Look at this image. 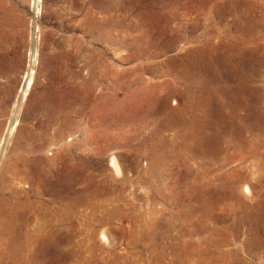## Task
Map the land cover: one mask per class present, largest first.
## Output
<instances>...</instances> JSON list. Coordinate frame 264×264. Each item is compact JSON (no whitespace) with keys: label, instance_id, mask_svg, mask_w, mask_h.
<instances>
[{"label":"rangeland","instance_id":"obj_1","mask_svg":"<svg viewBox=\"0 0 264 264\" xmlns=\"http://www.w3.org/2000/svg\"><path fill=\"white\" fill-rule=\"evenodd\" d=\"M3 167L21 264H264V0H0Z\"/></svg>","mask_w":264,"mask_h":264},{"label":"bare ground","instance_id":"obj_2","mask_svg":"<svg viewBox=\"0 0 264 264\" xmlns=\"http://www.w3.org/2000/svg\"><path fill=\"white\" fill-rule=\"evenodd\" d=\"M45 152H48V151H45ZM36 162L40 166L45 165L43 163L44 162L43 159L41 158L39 160H36ZM31 163L32 162L29 159H25V160L22 159V161L20 160L19 161L20 168H21L20 170H18V165L17 166L13 165L12 167L13 175H14L13 178L19 180L20 183L21 181H24V179H28L27 178L29 176L28 164H31ZM112 164H114L113 161H112ZM4 168L5 170H7L6 167H3L2 169H0V186H1V189H0V264H19L18 261H20V264H21L20 258H21L22 249L24 250V247L26 248L36 247L35 246L36 241H38L40 237L39 226L36 225L34 222H32V218H33L32 215L34 216V218H37V215H35V212H33L34 207L32 206V204L34 203H32L31 200L28 201V199L27 201L21 200L20 195H17V192L12 190L13 192H11L10 194L5 189L6 177L4 175L5 170L3 171ZM12 194H14V197L12 196ZM45 224L47 225L48 223L45 222ZM17 230L21 235L16 234ZM47 232L53 233L54 230L49 229ZM105 238L107 239V237ZM22 239H24V241L21 243Z\"/></svg>","mask_w":264,"mask_h":264}]
</instances>
